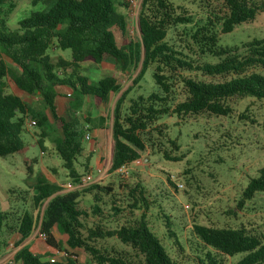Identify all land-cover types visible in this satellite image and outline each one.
Masks as SVG:
<instances>
[{
  "label": "trees",
  "instance_id": "obj_1",
  "mask_svg": "<svg viewBox=\"0 0 264 264\" xmlns=\"http://www.w3.org/2000/svg\"><path fill=\"white\" fill-rule=\"evenodd\" d=\"M7 1L0 0V49L18 70L13 71L0 59V157L25 148L21 134L26 131V118H33L39 126L48 122L45 113L32 112L21 96L7 92V77L18 89L39 94L46 103L61 130L56 151L75 185L81 184L82 175L75 163L84 151V135L98 128L84 129L76 117L62 116L56 102L60 93L55 87L68 86L77 98L89 96L97 106L109 103L112 95L120 93L112 122L110 169L115 172L151 150L162 153L166 160L182 159L172 154L180 146L159 122L163 116L181 120L196 115L227 117L233 112V103L247 97L264 99V38H254L241 46L220 43L221 35L264 12V0H192L206 14L203 23L195 27H188L194 23L193 16L177 0H142L140 36L136 38L129 33L127 14L119 9L129 7L125 0H44L47 9L32 12L19 21L17 29H9L3 18ZM181 26L189 53L168 38L172 29ZM52 47L70 49L71 59L54 60L48 53ZM107 58L125 72L140 67L135 83L151 72L156 89L128 99L130 89L122 91L115 76L91 80L82 73L88 59L102 63ZM103 120L101 117V124ZM45 136L42 130L40 137ZM39 144L44 148L42 139ZM120 185L121 192L113 183L101 181L61 192L60 185L38 179L33 203L41 206L46 202L39 225L47 235V245L57 250L63 244L82 249L92 264H178L149 226L146 187L140 182ZM258 192H264V168L243 189L238 210L242 211ZM83 194L92 197L91 210L81 207ZM135 210H143L138 219L133 218ZM106 214L114 218V228L103 222ZM120 216L126 221L121 222ZM170 216H165L168 231L183 249L171 229ZM13 218L12 211H0V234L5 231L17 236L18 247L32 235L36 220L27 210L17 221ZM55 230L65 236L64 242L56 239ZM193 233L206 248L203 258L198 257L199 264H223L219 256L237 255L242 256L234 264H264V232L249 230L243 224L232 227L195 223ZM107 238H116L130 250L106 247L102 241ZM72 256L51 261V251L38 254L23 245L14 260L19 264H80Z\"/></svg>",
  "mask_w": 264,
  "mask_h": 264
},
{
  "label": "rangeland",
  "instance_id": "obj_2",
  "mask_svg": "<svg viewBox=\"0 0 264 264\" xmlns=\"http://www.w3.org/2000/svg\"><path fill=\"white\" fill-rule=\"evenodd\" d=\"M125 1L129 7L119 9L128 16L130 35L139 37L138 15L142 0ZM177 2L185 5L193 16L194 23L188 27L203 23L206 14L192 0ZM47 7L48 4L44 0L35 3L34 0H8L4 5L3 18L9 29H17L20 20ZM183 29L182 26L177 30L172 29L168 38L189 53L187 41L181 32ZM254 38H264V12L259 13L254 21L238 25L233 32L221 35L220 43L241 46ZM48 53L54 60L59 57L71 59L70 49L52 47ZM0 59L13 71L18 70L1 49ZM139 71L140 67L134 71H122L110 58L102 63L88 59L83 63L82 69V73L91 80L106 75L115 76L122 85V91L130 89L128 99L138 94L146 95L156 89L151 72L135 83ZM6 81L7 92L21 96L32 112L45 113L48 122L45 126H39L31 123L33 118H26V131L21 134L25 148L19 153L0 157V211H12L15 220H18L24 210L30 211L36 225L30 241L25 243L39 252L51 249L53 255L56 250L50 248L46 240L40 239L38 235L41 231L40 217L46 202L41 206L34 205V186L38 179L42 178L60 185L61 192L79 187L73 182L74 186L67 185L71 182V177L56 151V142L61 137V130L56 127L46 103L39 94L30 95L18 89L10 77H7ZM55 90L60 93L56 102L62 116L76 117L80 125L98 128L92 142L84 141V151L75 163L80 175L85 176L91 172L97 175L95 170L100 167L104 174L99 176L97 181L103 184L113 183L116 190L119 189L118 192L122 191L120 183H142L147 189L150 204L146 211L149 226L178 264H199L198 257L203 258L206 251L193 233L195 223L232 227L243 224L249 230L264 232V192L256 193L246 202L242 211L237 208L238 200L249 180L258 176L260 169L264 168V99L247 97L233 103V112L227 117L196 115L181 120L176 116H163L159 122L166 126L167 135L177 139L180 146V150L172 154L181 155L182 159L166 160L162 153L151 150L143 156L141 164L132 163L128 172L121 174L110 169L113 151V107L120 93L112 95L109 103L97 106L89 96L77 98L78 94L68 86L55 87ZM70 93L72 96H69ZM101 117L104 118L102 124L99 121ZM87 119H90V122ZM42 130L46 134L44 138L40 137ZM40 139L44 148L39 144ZM80 205L91 210L92 197L83 194ZM142 211L135 210V216L132 217L138 219ZM166 215H171V229L176 233L183 249L178 247L175 238L170 235ZM120 218L121 222L126 221L125 216ZM91 222L92 220H89V225ZM103 222L110 228H114L116 224L114 218H109L107 214ZM55 237L64 242L65 236L57 230ZM17 240V236L5 231L0 234V264L4 261L19 264L14 260V255L20 248L16 247ZM102 244L106 247L130 250L116 238H107ZM60 251L67 253L60 259L75 255L72 257L80 264H92L89 255L82 249H72L63 244ZM241 256L218 258L223 259V264H234Z\"/></svg>",
  "mask_w": 264,
  "mask_h": 264
},
{
  "label": "built area",
  "instance_id": "obj_3",
  "mask_svg": "<svg viewBox=\"0 0 264 264\" xmlns=\"http://www.w3.org/2000/svg\"><path fill=\"white\" fill-rule=\"evenodd\" d=\"M31 123L32 124H36L34 120H32ZM88 128H89L88 125H84V129H88ZM93 139H94V135L92 134L91 131L88 130L87 133L84 135V141H90V142H92ZM142 158L143 157L135 160L133 163H135L137 165L138 164H141ZM128 169H129V165H124V166L118 168L117 169V172L118 173H121V174H125V173L128 172ZM95 171H96L97 175H94V173L91 172L90 174H87L85 176H82V178H81V184L76 185V186L80 188L82 186H85V185H88L90 183L96 182L97 181V178L99 176H101L102 174H104V170L101 169L100 167H97ZM67 185L69 187L74 186L72 182H68ZM38 235H39V238L42 239V240H46L47 239V235L44 232H41L40 231ZM63 255H67V253L65 251H60V250H57L56 249L55 254L52 255L51 261L59 260L60 257L63 256ZM2 264H9V263L7 261H4Z\"/></svg>",
  "mask_w": 264,
  "mask_h": 264
},
{
  "label": "crops",
  "instance_id": "obj_4",
  "mask_svg": "<svg viewBox=\"0 0 264 264\" xmlns=\"http://www.w3.org/2000/svg\"><path fill=\"white\" fill-rule=\"evenodd\" d=\"M98 131V130H97ZM92 132V134L93 135H97V132L95 131V133H94V131H91ZM94 140V139H93ZM30 238H31V236L28 238V239H26L25 241H26V243H28V241H30ZM25 241L23 242V243H25ZM21 244L20 246H18V247H21L22 245H27L26 243L25 244ZM29 246V245H28ZM30 247V246H29ZM31 248V247H30ZM31 250L32 251H35V252H37L38 254H45L46 252H49L51 249H49V250H44V251H42V252H39V251H36L35 249H33V248H31ZM54 250H56V249H54ZM51 252H53L52 250H51Z\"/></svg>",
  "mask_w": 264,
  "mask_h": 264
}]
</instances>
